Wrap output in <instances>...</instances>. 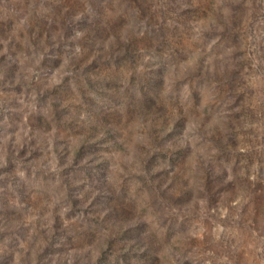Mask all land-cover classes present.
I'll use <instances>...</instances> for the list:
<instances>
[{
	"label": "rangeland",
	"instance_id": "1",
	"mask_svg": "<svg viewBox=\"0 0 264 264\" xmlns=\"http://www.w3.org/2000/svg\"><path fill=\"white\" fill-rule=\"evenodd\" d=\"M0 264H264V0H0Z\"/></svg>",
	"mask_w": 264,
	"mask_h": 264
}]
</instances>
